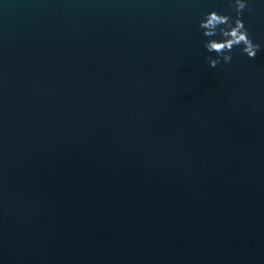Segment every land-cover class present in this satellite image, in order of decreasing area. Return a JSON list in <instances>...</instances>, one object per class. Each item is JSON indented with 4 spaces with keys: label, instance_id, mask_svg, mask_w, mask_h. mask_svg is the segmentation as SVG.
Returning <instances> with one entry per match:
<instances>
[{
    "label": "water",
    "instance_id": "water-1",
    "mask_svg": "<svg viewBox=\"0 0 264 264\" xmlns=\"http://www.w3.org/2000/svg\"><path fill=\"white\" fill-rule=\"evenodd\" d=\"M246 3L262 50L211 68L233 0H0V264H264Z\"/></svg>",
    "mask_w": 264,
    "mask_h": 264
},
{
    "label": "clouds",
    "instance_id": "clouds-1",
    "mask_svg": "<svg viewBox=\"0 0 264 264\" xmlns=\"http://www.w3.org/2000/svg\"><path fill=\"white\" fill-rule=\"evenodd\" d=\"M248 8L246 0H233L235 19L212 11L200 22L199 28L208 38L204 43V48L208 53H215L216 56L215 59L211 55L206 57L211 68H216L222 62L230 63L233 59L231 53L235 48L242 46V53L246 54L249 59H255L257 53L262 50L260 44L253 42L243 23L242 15ZM217 35L221 37V40L213 39Z\"/></svg>",
    "mask_w": 264,
    "mask_h": 264
}]
</instances>
